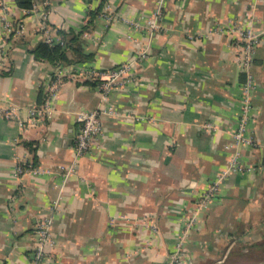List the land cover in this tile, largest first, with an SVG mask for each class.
<instances>
[{
	"label": "crops",
	"instance_id": "obj_1",
	"mask_svg": "<svg viewBox=\"0 0 264 264\" xmlns=\"http://www.w3.org/2000/svg\"><path fill=\"white\" fill-rule=\"evenodd\" d=\"M100 2L34 0L27 10L0 0V108H16L0 116V264H31L44 220L53 242L43 264H166L201 191L227 165L251 74L256 144L239 158L253 170L221 181L184 243V264H223L264 237V0H104L82 33L89 61L34 57L38 41L81 29ZM233 21L258 32L248 67L237 36L219 30ZM139 53L109 94L115 113L101 117L93 150L76 158L75 112L96 108L101 93L74 68L108 69ZM48 96L50 111L31 120Z\"/></svg>",
	"mask_w": 264,
	"mask_h": 264
},
{
	"label": "built area",
	"instance_id": "obj_2",
	"mask_svg": "<svg viewBox=\"0 0 264 264\" xmlns=\"http://www.w3.org/2000/svg\"><path fill=\"white\" fill-rule=\"evenodd\" d=\"M107 7H104V11ZM105 14V13H104ZM159 11L154 12V16L151 17L147 22V27L150 30H155L159 27L157 16ZM106 15V14H105ZM132 24H138V22H131ZM220 31L229 32L237 36V39L242 45L243 51V64L248 67L254 57L256 47L259 42L258 32L255 31L251 26L241 27L237 22L233 21L229 27H219ZM192 36V35H190ZM47 41L51 42L52 38L49 36L46 38ZM143 57L142 53H139L132 57L130 60L116 65L108 69H97L94 67H88L85 65L76 66L73 70L74 75L82 76L87 79H91L97 83V88L101 93L100 104L93 109H80L75 112L76 121L78 123L77 130L74 135V148L75 156L85 155L93 150L95 142L99 138L101 133V117L105 114H114V107L108 103V98L111 90L117 84L127 81L131 78V69L133 64ZM65 75L64 68L59 67L56 71V82L52 85V92L57 88L61 77ZM255 88V81L251 74L247 75V79L241 87V110L238 117L237 125L232 132L233 141L227 146L230 150L228 162L225 168L221 170L218 176L212 180L207 187H205L199 197L195 206L192 210L191 215L185 221L184 227L178 239L174 243V250L168 256L166 264H184L183 251L184 243L188 238L190 230L197 224L199 220V214L201 211L208 208L209 203L213 196L219 190L221 181L232 172L251 171L253 166L244 165L241 163L240 147L242 145L254 146L256 144L255 138L250 133L249 124L252 119V93ZM51 98L48 96L44 104L38 108H33L34 114L31 115L30 119L33 120L42 118L45 112L50 111ZM16 108H0V116L13 117L15 116ZM22 166H17V171H23ZM49 220H44L42 223L37 225L36 228V244L32 252V263L31 264H43L46 258L47 247L53 242L49 236Z\"/></svg>",
	"mask_w": 264,
	"mask_h": 264
},
{
	"label": "trees",
	"instance_id": "obj_3",
	"mask_svg": "<svg viewBox=\"0 0 264 264\" xmlns=\"http://www.w3.org/2000/svg\"><path fill=\"white\" fill-rule=\"evenodd\" d=\"M103 2L104 0H101L100 4L88 10L86 23L81 29L76 30L70 28L68 30H59V34L61 37L58 41H38L30 49L34 57L37 59L46 60L53 66L73 63L81 64L89 61L92 58V54L86 53L83 49L84 39L82 38V33L84 29L90 27V25L96 19L97 15L101 12ZM15 3L20 8L29 10L33 7L34 0H15ZM89 80L92 85L97 86V83L95 81L91 79ZM244 246H246L247 251L250 250L251 252H254L257 249L264 248V237L262 238V240L253 243H246L244 244ZM223 264H230L229 259H227Z\"/></svg>",
	"mask_w": 264,
	"mask_h": 264
},
{
	"label": "rangeland",
	"instance_id": "obj_4",
	"mask_svg": "<svg viewBox=\"0 0 264 264\" xmlns=\"http://www.w3.org/2000/svg\"><path fill=\"white\" fill-rule=\"evenodd\" d=\"M264 253V248L257 249L254 252L250 250L240 253L233 254L229 256L230 264H254L255 261L259 258L258 256ZM263 260V259H262ZM261 261H257L255 263L259 264Z\"/></svg>",
	"mask_w": 264,
	"mask_h": 264
},
{
	"label": "water",
	"instance_id": "obj_5",
	"mask_svg": "<svg viewBox=\"0 0 264 264\" xmlns=\"http://www.w3.org/2000/svg\"><path fill=\"white\" fill-rule=\"evenodd\" d=\"M259 258L257 259V261H261L259 264H264V253L263 254H261V255H259L258 256ZM263 259V260H262ZM257 261H255V262H257ZM254 262V264H257V263H255Z\"/></svg>",
	"mask_w": 264,
	"mask_h": 264
}]
</instances>
